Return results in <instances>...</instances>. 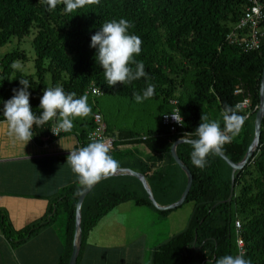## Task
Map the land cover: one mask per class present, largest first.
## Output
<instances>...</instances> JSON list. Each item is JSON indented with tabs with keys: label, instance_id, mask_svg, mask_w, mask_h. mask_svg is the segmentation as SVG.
<instances>
[{
	"label": "trees",
	"instance_id": "obj_1",
	"mask_svg": "<svg viewBox=\"0 0 264 264\" xmlns=\"http://www.w3.org/2000/svg\"><path fill=\"white\" fill-rule=\"evenodd\" d=\"M264 3V0H261ZM250 0H100L99 5L85 6L72 13L60 4L49 12L40 0H0V120L4 119V102L13 89H20V79L30 82V105L39 116L40 99L45 88L62 86L66 93L79 97L91 86L105 93L133 98L147 83L155 85V95L171 103L177 98L181 125L172 130L160 122L145 130L107 124L106 134L113 138L110 155L119 167L145 174L160 204L180 198L187 184V174L172 156L173 143L181 137L195 139V129L206 116L209 121L223 122L225 105L235 106L251 98L247 109H237L245 123L239 136L224 145L225 152L238 162L245 156L255 135V116L260 104V86L264 69V38L261 48L246 51L226 42V34L245 14ZM127 19L134 27L129 34L142 40V51L135 56L143 61L149 80L141 78L131 84L109 87L103 69L92 48L91 36L105 21ZM35 30L33 73L14 70L13 62L28 60L25 50L3 52L12 38L23 39ZM134 67V66H133ZM50 74V80L47 75ZM237 86L243 92L235 93ZM100 111V110H99ZM56 119L33 126L35 138L50 137ZM78 119L76 118V121ZM73 126L82 147L92 142L88 135L95 128L94 116L88 127ZM137 151L145 154L141 157ZM190 142L180 143L177 153L193 174V184L186 201L194 203L187 226L158 244L151 264H215L227 254L243 253L252 264H264V119L260 144L247 165L235 174V191L231 200L232 167L219 154L208 156V165L195 167L190 159ZM129 160V162H127ZM132 160V161H130ZM78 183L64 187L53 199L43 216L16 229L8 212L0 208V227L6 238L19 245L43 226L54 222L62 209L66 214L63 252L57 264H69L75 237L76 206L82 191ZM146 204L160 214L174 209H159L149 198L141 180L131 174H117L101 179L86 195L82 204V247L98 222L125 201ZM242 223L243 252L237 242L236 220ZM81 255L78 257V260ZM77 260V262H78Z\"/></svg>",
	"mask_w": 264,
	"mask_h": 264
},
{
	"label": "crops",
	"instance_id": "obj_2",
	"mask_svg": "<svg viewBox=\"0 0 264 264\" xmlns=\"http://www.w3.org/2000/svg\"><path fill=\"white\" fill-rule=\"evenodd\" d=\"M78 143L77 133L71 131L54 138L33 136L25 145L10 136L8 123L0 120V208L8 212L16 229L43 216L64 187L78 183L67 164L68 155L78 149ZM137 153L146 157L141 151ZM143 208L151 210L152 220L168 216L131 200L119 204L98 222L96 227L100 224L101 229L96 231L95 227L89 234L76 264H151L153 250L147 247L148 234L115 235L119 226L127 232L137 226L139 220L131 214ZM126 213L132 219L130 225L122 220ZM173 233L170 231L168 237ZM65 235L66 220L60 224L55 220L25 242L13 245L0 227V264H57Z\"/></svg>",
	"mask_w": 264,
	"mask_h": 264
},
{
	"label": "clouds",
	"instance_id": "obj_3",
	"mask_svg": "<svg viewBox=\"0 0 264 264\" xmlns=\"http://www.w3.org/2000/svg\"><path fill=\"white\" fill-rule=\"evenodd\" d=\"M47 5L49 12L63 4L64 11L72 13L85 6L99 5L100 0H40ZM134 25L127 19L105 21L100 31L91 36L92 48L97 49L95 59L103 69L105 81L109 87L118 82L123 85L131 84L144 78H150L145 71L143 61H137L135 56L142 51V40L139 36L129 34L128 30ZM134 66V67H133ZM10 67L20 68L19 63L13 62ZM23 85L20 89H13L14 95L4 102L3 116L9 126V135L25 145L33 137V126H42L56 119L54 134L60 130L71 131L74 118H86L92 114V107L88 103V96H76L75 92L66 93L62 86L45 88L40 99L42 112L37 116L31 109L30 93L27 90L30 82L20 79ZM155 95V85L147 83L142 93L134 92L133 98L142 103ZM239 105H225L221 112L223 127L220 120L209 121L201 116V121L195 129V139L190 140L191 163L203 170L208 165V156L220 153L224 145L231 143L240 135L245 123V117L237 111ZM179 111V110H178ZM177 123H183L182 117L173 113ZM111 145L103 139H97L86 146L73 150L67 157V164L77 177L82 189H89L98 183L102 177L114 174L119 163L111 155ZM215 264H252L243 253L227 254L216 259Z\"/></svg>",
	"mask_w": 264,
	"mask_h": 264
},
{
	"label": "rangeland",
	"instance_id": "obj_4",
	"mask_svg": "<svg viewBox=\"0 0 264 264\" xmlns=\"http://www.w3.org/2000/svg\"><path fill=\"white\" fill-rule=\"evenodd\" d=\"M35 35V30L24 35L23 39L12 38V40L3 47V52L12 51L16 48L25 50L28 54V60L26 62L17 61L20 65V70L26 73H33L35 70L34 57L35 52L32 46V39ZM47 80H50V74L47 75ZM88 96V103L92 107V114L86 118L73 119V125L75 128H81L83 123L84 126L88 127V123L94 116L96 111L102 112L105 119L114 126L137 128L138 130H145L148 126L157 125L160 121V114L163 110L169 109L171 103L165 102L161 98L158 99H147L142 103H137L134 99L120 95H112L101 91L100 94L94 95L85 93ZM144 186V185H143ZM147 191V190H146ZM148 193V192H147ZM159 203V202H158ZM151 209V208H149ZM194 209V203L192 201H186L182 205L172 210L169 215L165 218L158 217L155 220L150 218L152 212L147 208L139 210L138 213H132V217H135L137 226L131 227V230L127 232L123 230L121 226L116 229L115 235L119 234L122 237L128 236L130 233L132 236H138L141 232L148 234L147 247L154 250L155 246L164 240H167L168 234L171 232H180L188 224L190 216ZM150 212V214L148 213ZM142 212L145 214L142 216ZM156 216V215H155ZM66 220V214L61 209L57 216L56 222L61 223V220ZM122 220L128 222L132 219L129 218L126 213ZM135 224V223H133ZM100 224L96 227V231L101 229ZM141 228V229H140ZM125 234V235H124Z\"/></svg>",
	"mask_w": 264,
	"mask_h": 264
},
{
	"label": "built area",
	"instance_id": "obj_5",
	"mask_svg": "<svg viewBox=\"0 0 264 264\" xmlns=\"http://www.w3.org/2000/svg\"><path fill=\"white\" fill-rule=\"evenodd\" d=\"M250 2V5L246 8L245 14L238 21L235 28L230 30L225 37L226 42L240 45L246 51L260 49L264 38V3L261 0H250ZM241 92H243V88L241 86H237L235 93ZM87 93L97 95L101 93V89L97 86H91L87 89ZM171 103L173 104V109L162 114V122L165 125H169L172 130H176L177 127L181 125V123H177L173 119V113L177 116L181 115L178 99H171ZM237 105H239V109H247L251 105V98L248 96L244 100L238 102ZM94 122L95 128L89 133V139L91 141L103 139L112 146L113 138L106 134L107 124L100 111L95 112ZM51 129L55 130V124ZM52 130H50V137H58L72 131V129L71 131L60 130L57 135L54 134ZM78 146V149L82 147L81 142L78 143ZM236 227L237 242L241 252H243L244 241L241 235L242 223L240 219L236 220Z\"/></svg>",
	"mask_w": 264,
	"mask_h": 264
},
{
	"label": "water",
	"instance_id": "obj_6",
	"mask_svg": "<svg viewBox=\"0 0 264 264\" xmlns=\"http://www.w3.org/2000/svg\"><path fill=\"white\" fill-rule=\"evenodd\" d=\"M263 119H264V69H263V74H262V78H261V86H260V104H259V108L257 110L256 116H255V135H254V138H253L251 144L248 147V150H247L245 156L243 157V159L241 161L236 162V161L232 160L225 152L221 151L220 153H218L232 167L231 193H230L228 200H231V198L234 195L236 171L243 169L247 165V163L253 157V155L255 154V151L257 150V148L260 144ZM190 140H192V138L181 137V138L177 139L172 145V149H171L172 156L174 157L176 162L182 167V169L187 174V184H186V187H185L183 193L181 194L179 199H177L176 201H174L172 203H169V204L158 203L155 196H154V193L152 191L150 183L148 182V179L146 178L145 174L140 172V171H137V170H134V169L128 168V167H118L117 170L115 171V173L110 175V176L127 173V174H131V175L139 178L141 180V182L143 183L145 189L147 190L150 200L152 201V203L157 208L162 209V210L174 209V208H176V207H178L184 203V201L186 200L187 195L190 191V188L192 187V184H193L194 178H193L192 172L190 171L188 166H186V164L182 161V159L179 157V155L177 153V146L180 143L189 142ZM103 178H105V177H102V179ZM93 187H91L89 189H83L78 196V202H77V206H76L75 237H74V243H73V252H72L69 264H76L78 257H79V254H80V250L82 247V241H83V236H82V204H83V201H84L86 195L90 192V190Z\"/></svg>",
	"mask_w": 264,
	"mask_h": 264
}]
</instances>
